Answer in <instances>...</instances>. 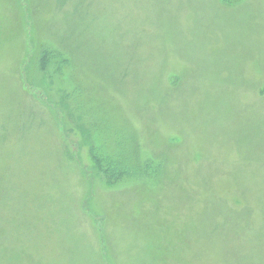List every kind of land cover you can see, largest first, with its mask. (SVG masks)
Returning a JSON list of instances; mask_svg holds the SVG:
<instances>
[{"label":"rangeland","instance_id":"rangeland-1","mask_svg":"<svg viewBox=\"0 0 264 264\" xmlns=\"http://www.w3.org/2000/svg\"><path fill=\"white\" fill-rule=\"evenodd\" d=\"M0 264H264V0H0Z\"/></svg>","mask_w":264,"mask_h":264},{"label":"trees","instance_id":"trees-1","mask_svg":"<svg viewBox=\"0 0 264 264\" xmlns=\"http://www.w3.org/2000/svg\"><path fill=\"white\" fill-rule=\"evenodd\" d=\"M105 159H106V162L110 163L108 158H105ZM98 163H100L101 167L104 166V165H102L104 163V159L102 157H99ZM139 164L140 163L135 160L134 156H132L130 158L128 156L127 157L125 156V177L132 176L135 173H137L138 171H139V173L145 171V169H143V165L142 164L139 165ZM121 165H122L121 162L117 163V166L121 167ZM107 169H109V168H107ZM149 171H153V166L151 163L149 165L148 172Z\"/></svg>","mask_w":264,"mask_h":264}]
</instances>
